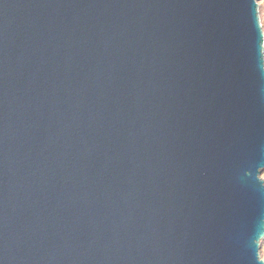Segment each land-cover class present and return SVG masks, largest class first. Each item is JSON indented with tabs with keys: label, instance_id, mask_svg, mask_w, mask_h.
<instances>
[{
	"label": "water",
	"instance_id": "1",
	"mask_svg": "<svg viewBox=\"0 0 264 264\" xmlns=\"http://www.w3.org/2000/svg\"><path fill=\"white\" fill-rule=\"evenodd\" d=\"M260 0H0V264H264Z\"/></svg>",
	"mask_w": 264,
	"mask_h": 264
},
{
	"label": "rangeland",
	"instance_id": "2",
	"mask_svg": "<svg viewBox=\"0 0 264 264\" xmlns=\"http://www.w3.org/2000/svg\"><path fill=\"white\" fill-rule=\"evenodd\" d=\"M260 2H261V0L258 3H260ZM261 6L262 7H260L258 10H259V19H260V23H261V29H262V33L264 35V2ZM262 177L264 178V172L262 173Z\"/></svg>",
	"mask_w": 264,
	"mask_h": 264
},
{
	"label": "trees",
	"instance_id": "3",
	"mask_svg": "<svg viewBox=\"0 0 264 264\" xmlns=\"http://www.w3.org/2000/svg\"><path fill=\"white\" fill-rule=\"evenodd\" d=\"M264 0H261L259 4V8L262 7L261 5L263 4ZM260 256L262 259H264V239L261 241V247H260Z\"/></svg>",
	"mask_w": 264,
	"mask_h": 264
}]
</instances>
